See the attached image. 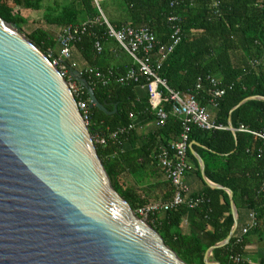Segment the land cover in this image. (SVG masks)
Here are the masks:
<instances>
[{
    "label": "trees",
    "instance_id": "trees-1",
    "mask_svg": "<svg viewBox=\"0 0 264 264\" xmlns=\"http://www.w3.org/2000/svg\"><path fill=\"white\" fill-rule=\"evenodd\" d=\"M104 1L0 0V17L23 34L22 26L28 24L23 11L43 12L42 23L47 28H35L24 36L48 57H57L60 52L59 38L51 28L63 30L87 24L88 33L73 44V54L83 59L82 68L99 69L105 74V79L83 75L97 100L106 105L109 113L117 105L114 115L90 108L89 129L94 139L97 134L106 138L105 145L95 142L98 155L108 175L116 180L115 190L134 211L151 202L150 187L132 186L125 177H141L146 184L148 170L161 169L160 147L171 145L182 134L183 119L173 115L171 105L164 101L169 117L164 127H157L149 96L140 94L145 78L126 85L116 81V77L130 68L138 69V65L107 38L100 11L118 29L147 26L165 46L174 42L169 18L181 20L180 43L164 58L155 54L154 67L172 90L193 93L202 107L214 108L213 122L222 127L205 131L193 125L189 145L195 143L192 148L204 161L208 179L233 192L238 210L246 209L257 216V226L248 234L236 232L228 245L212 253L215 262L236 264L235 259L244 256L249 237L264 240V140L239 131L243 126L264 134V100L247 101L233 111L247 98L264 97V0H221L217 10L212 9L213 0L186 2L175 8L170 6V0H108V7L103 6ZM97 42L103 46L102 53L97 52ZM213 78L218 81L216 87L211 83ZM199 80L201 88L197 89ZM216 89L225 90V95L215 98ZM76 100H90L85 87ZM131 124L135 130L111 138L112 133ZM152 124L154 127L149 129ZM187 155L202 179L191 148ZM204 186V191L194 196L202 200L195 209L184 205L148 219L165 244L186 264H206L209 249L225 241L235 223L229 194L205 183ZM186 220L190 222L188 232L183 228Z\"/></svg>",
    "mask_w": 264,
    "mask_h": 264
},
{
    "label": "water",
    "instance_id": "water-1",
    "mask_svg": "<svg viewBox=\"0 0 264 264\" xmlns=\"http://www.w3.org/2000/svg\"><path fill=\"white\" fill-rule=\"evenodd\" d=\"M100 0H96L99 2ZM107 115L86 80L72 71ZM264 100V97H250ZM232 111V112H233ZM231 124V121H230ZM194 145V144H193ZM229 194L235 223L234 194ZM77 100L49 57L0 17V264H186L115 190Z\"/></svg>",
    "mask_w": 264,
    "mask_h": 264
},
{
    "label": "built area",
    "instance_id": "built-area-1",
    "mask_svg": "<svg viewBox=\"0 0 264 264\" xmlns=\"http://www.w3.org/2000/svg\"><path fill=\"white\" fill-rule=\"evenodd\" d=\"M103 0H100L101 2ZM197 0H170V6L175 8L183 3L190 2L194 3ZM97 2V3H99ZM221 0H213L212 9L217 10L220 7ZM101 18L107 26V38L113 40L121 47L138 65V69L130 68L123 75L116 77V81L122 85L130 83H138L142 77L145 78L146 84L144 89L147 91L149 96V103L151 110L156 115L157 127H164L169 114L163 107V102L166 101L172 107L173 115L183 119V132L180 137L171 143L169 146L162 145L159 149L158 161L159 167L162 173L170 183L172 187V197L168 201H153L148 205L140 207L135 211L136 215L148 223L150 216L164 213L180 206L187 205L190 209H195L202 200L191 196L190 188L185 182V177L192 169L191 164L188 160V149L189 145V133L191 127L197 126L202 130L209 131L212 129H222L221 126H217L212 121L211 115L208 110L202 107L193 93L182 94L180 92L172 90L167 82L156 73L154 67V55L158 54L163 58L173 52L175 47L181 41V28L179 23L181 20L178 17H170L169 21L173 24V37L174 42L170 46L161 45L156 36L147 26L141 28H133L130 26L118 29L111 25L106 16L102 11ZM88 33L87 24L78 26H68L62 30L59 37L60 52L57 57L49 56L53 58L52 64L60 71L62 76L68 82L73 95L80 97L82 95V88L84 86L78 82L72 75L73 70L79 72V77L83 78V75H90L98 79H105V74L99 69L95 68H79L78 64L73 62V44L80 41L81 38ZM96 49L98 53L103 52V46L100 42L96 43ZM72 61V63H71ZM159 63V64H158ZM158 69L160 63L158 62ZM112 75V73H110ZM212 85L215 87L218 84L216 79H211ZM105 84L107 82L105 81ZM89 86V85H88ZM201 88V80L197 85V89ZM166 92V94H165ZM225 95V90L216 89L214 91L215 98H222ZM78 107L82 113L83 119L89 127L90 124V108L91 99L87 101L80 100ZM217 106L216 104H214ZM132 119L133 115L130 116ZM136 129L134 124L129 125L127 128H121L118 131L111 134L112 139H117L119 135H123L128 131ZM141 130L145 128L141 127ZM240 132H247L256 135L264 140L263 133H256L250 131L248 128L241 127ZM94 143L106 144V138L101 134H97ZM250 223L246 226L242 234L246 235L248 232L257 226V216L255 213H250ZM242 242V240H239ZM236 264H253L252 261L245 259L243 256L235 259Z\"/></svg>",
    "mask_w": 264,
    "mask_h": 264
},
{
    "label": "crops",
    "instance_id": "crops-1",
    "mask_svg": "<svg viewBox=\"0 0 264 264\" xmlns=\"http://www.w3.org/2000/svg\"><path fill=\"white\" fill-rule=\"evenodd\" d=\"M73 62L77 63L79 68H82L85 63L81 56L77 53L73 54ZM72 63V61H71ZM141 96H148V93L145 89L140 90ZM208 112L211 115L212 121L214 118V108H210ZM154 124H152L150 128H153ZM195 143H192V145ZM191 145V146H192ZM200 156V155H199ZM191 164V163H190ZM191 170L185 177V182L190 188L191 196H196L201 194L204 191V180L203 178L200 179L196 167L191 164ZM149 180L146 182V184H143L142 178L137 176H129L127 175L125 177L128 184L135 186V187H150L149 188V194L151 198V202L153 201H168L172 197V187L169 182L165 179L161 169H149L148 173ZM140 182V183H139ZM204 182V183H203ZM236 205V204H235ZM236 209L238 211V223H237V229L236 232L238 234H241L243 229L248 226L250 223V213L246 209L238 210L237 206ZM184 231L188 232L190 229V222L189 220H186L183 225ZM235 232V233H236ZM245 259H248L253 262V264H264V240L261 241L256 236H251L247 239L246 247L244 251Z\"/></svg>",
    "mask_w": 264,
    "mask_h": 264
},
{
    "label": "rangeland",
    "instance_id": "rangeland-1",
    "mask_svg": "<svg viewBox=\"0 0 264 264\" xmlns=\"http://www.w3.org/2000/svg\"><path fill=\"white\" fill-rule=\"evenodd\" d=\"M104 1V0H103ZM104 7H108L109 6V1L105 0L103 3ZM23 15L24 17L27 18L28 20V24L25 26H22V31H23V35H29L33 29L38 28V27H45L42 23V17H43V12H34V11H23ZM47 28V27H45ZM51 31L59 38L61 33H62V29L60 28H51Z\"/></svg>",
    "mask_w": 264,
    "mask_h": 264
}]
</instances>
